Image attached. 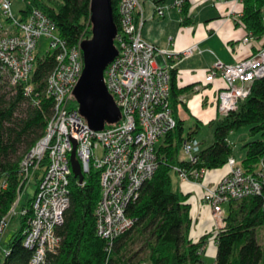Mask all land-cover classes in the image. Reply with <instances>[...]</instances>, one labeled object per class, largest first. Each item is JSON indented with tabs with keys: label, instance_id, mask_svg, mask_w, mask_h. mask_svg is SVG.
I'll return each mask as SVG.
<instances>
[{
	"label": "built area",
	"instance_id": "1",
	"mask_svg": "<svg viewBox=\"0 0 264 264\" xmlns=\"http://www.w3.org/2000/svg\"><path fill=\"white\" fill-rule=\"evenodd\" d=\"M155 1V0H151ZM227 3L226 0H213ZM241 3V0H234ZM182 0H175L180 7ZM155 4V3H154ZM165 7L155 6L161 16ZM138 0H120L117 7L118 24L114 44L117 54L106 66L103 79L108 92L119 108L120 117L101 130L90 128L76 107H69L74 99L72 90L82 72L83 57L80 42L68 45L57 34L51 19L40 9L31 7L24 17L16 19L11 12V0H0V16L10 19L8 26L0 24V66L8 75L12 86L22 85L25 97H31L34 86L29 82L34 71L37 40L44 36L50 40L54 54V67L48 74L44 95L52 98V115L43 136L24 154L20 161V186L17 197L8 211L0 216V257L3 233L14 216L23 215L21 194L31 182L33 173L46 158L45 168L34 186L30 202L32 212L23 232L22 243L32 251L27 264H46V255L55 253L60 238L55 232L69 202L71 168L69 154L75 142V155L84 174L89 169L99 173L100 198L95 207V231L108 245L128 231L134 219L124 212L126 204L138 197L142 184L151 178L156 167L155 147L158 141L176 126L171 110L170 69L156 63L157 55H172L147 43L140 37L141 19L135 21ZM246 34L243 42L253 41ZM193 48L180 55H190ZM264 76V47L233 64L216 59L207 70L204 80L219 79L216 109L219 115L234 110L238 102L250 92L253 81ZM201 86L194 85L195 90ZM33 103L37 99L33 97ZM195 138L184 139L181 150L185 159L194 162L199 152ZM230 171L213 184L201 183L207 170L195 176L201 178L202 201L210 208L217 226L223 225L225 205L232 199L260 194L264 189V157L254 172H244L233 157L227 163ZM181 181H192L179 167H172ZM196 182V181H194ZM82 183V182H81ZM80 183V184H81Z\"/></svg>",
	"mask_w": 264,
	"mask_h": 264
},
{
	"label": "trees",
	"instance_id": "2",
	"mask_svg": "<svg viewBox=\"0 0 264 264\" xmlns=\"http://www.w3.org/2000/svg\"><path fill=\"white\" fill-rule=\"evenodd\" d=\"M20 1L24 3L19 10L22 17L31 7L42 10L68 45L76 44L81 35H90V0ZM119 1L111 0L116 25ZM240 5L237 23L264 47V0H241ZM187 8L188 0H182L183 20ZM53 67L52 51L42 57L35 56L34 71L29 80L34 93L25 97L22 85L12 86L0 66V216L8 211L19 192L22 157L43 136L52 115V98L44 95L43 90ZM183 91L176 87L175 70L170 69L169 102L174 117L175 97ZM33 97L37 99L35 104ZM76 106L73 99L69 107ZM241 125H247L249 135L254 138L243 143L245 153L238 165L244 172H254L264 157V76L253 81L249 94L233 111L216 119L213 142L199 149L193 163L178 158L184 139L180 133V121L176 120L175 128L156 144L157 167L153 175L142 184L138 197L124 208L125 214L134 219L132 228L116 237L110 246L95 231V207L100 198L98 171L89 169L85 172L81 184L70 174L69 202L55 228L60 244L55 253L46 255V264H203L204 245L209 234L196 241L189 237L188 195L176 186L173 188L170 171L177 166L188 174L190 180L199 182L201 178L195 174L201 169L221 168L229 158H234L227 136ZM45 164L44 157L33 173L34 186ZM31 198L21 203L26 212L18 217V229L3 243L6 253L0 257V264H27L29 261L32 251L23 245L22 240L32 214ZM222 223L214 237L213 264H264V240L260 241L258 233L264 227V189L260 194L227 202ZM138 237L142 239L141 247L132 250L130 244Z\"/></svg>",
	"mask_w": 264,
	"mask_h": 264
},
{
	"label": "crops",
	"instance_id": "3",
	"mask_svg": "<svg viewBox=\"0 0 264 264\" xmlns=\"http://www.w3.org/2000/svg\"><path fill=\"white\" fill-rule=\"evenodd\" d=\"M138 1L139 9L134 16L135 21L141 19L140 37L161 50L172 52V55H179L177 57L157 55L156 63L175 70L176 87L184 89L175 97V118L180 121L181 137L183 139L195 138L199 124L212 123L220 116L216 109V93L221 81L219 79L205 81L204 76L207 70L216 59L225 64H233L254 54L261 48L260 41L256 39L248 42L242 41L246 32L236 21L240 15L241 5L234 0H226L227 3L206 0L209 7H216L217 12L210 11L205 6L199 10L195 9L200 3L197 4L196 0H188L187 14L184 20L180 7L172 5L176 7L174 10L170 8L171 6H167L164 9V14L159 16L154 12L153 7ZM160 1L164 0L151 1V4ZM197 13L206 15L205 21L195 22L196 25L192 26L194 15ZM189 47H195L193 52L184 59H180L184 56L180 53ZM194 85H199L201 88L195 90ZM189 118H193L194 121L192 122ZM191 122L192 124H189ZM185 123L189 125V130L183 136ZM161 140L162 138L158 142ZM229 171L230 167L227 164L218 169L207 170L201 183L213 184ZM174 185L182 193L188 195L187 202L191 218L189 237L196 241L202 235L209 234L204 245L203 262L213 264L214 237L219 226L212 218L209 206L201 199L200 184L194 181H181L176 174Z\"/></svg>",
	"mask_w": 264,
	"mask_h": 264
},
{
	"label": "water",
	"instance_id": "4",
	"mask_svg": "<svg viewBox=\"0 0 264 264\" xmlns=\"http://www.w3.org/2000/svg\"><path fill=\"white\" fill-rule=\"evenodd\" d=\"M90 36L80 42L83 57L82 72L72 90L77 110L90 128L101 130L105 124L116 122L120 112L103 79L106 66L117 54L114 44L116 24L111 0L89 1ZM75 142L69 154L72 175L78 183L83 180L81 165L75 155Z\"/></svg>",
	"mask_w": 264,
	"mask_h": 264
},
{
	"label": "rangeland",
	"instance_id": "5",
	"mask_svg": "<svg viewBox=\"0 0 264 264\" xmlns=\"http://www.w3.org/2000/svg\"><path fill=\"white\" fill-rule=\"evenodd\" d=\"M142 1V2H141ZM230 1V0H227ZM141 3H145L146 5H149L151 7H155V6H160V7H165V6H171V9H176L175 6H172L175 2V0H164V1H160V2H156V4H151L150 0H140ZM197 4L200 3L195 9H200L201 7H207L210 11H215L217 12L216 7L211 6L209 7V5L206 3V0H196ZM24 7V3L20 0H11V12L12 15L16 18L19 19L21 17V12L19 11L21 8ZM205 17L206 15H204L203 13L198 15V13L196 15H194V23L192 24V26H195L196 23L195 22H204L205 21ZM11 23L10 19H5L3 17L0 16V24H2L3 26H8ZM191 26V25H189ZM0 35H1V31H0ZM49 42L50 40L44 36L40 37L37 42H36V46L34 48L33 53L35 54V56L37 57H42L44 56L48 51H53L51 49V47L49 46ZM167 52V51H166ZM172 53V52H171ZM183 58L180 59H184V57L186 56H182ZM179 59V60H180ZM25 106V105H24ZM222 117V115L218 116L217 118ZM189 120H191L192 122L194 121L193 118H189ZM189 123V124H192ZM215 122L212 123H202L199 124V129L196 131L195 133V138L196 140L199 142V146L201 148L207 147L209 146L214 139V135H213V130H214V126H215ZM188 127L189 125L185 123L184 125V129H183V136H185L188 133ZM228 141L230 142V144L233 147V153H234V158L238 164V162L243 158L244 153H245V149L243 148V143L253 139L254 136L253 135H249V128L247 125H241L235 129H233L232 131L229 132L228 136ZM185 157L181 148L178 152V158H182ZM239 166V165H238ZM170 176H171V180H172V184H173V188H175V181H176V174L175 172H173V170L171 169L170 171ZM34 192V180H31V182L27 185L26 189L22 192L21 194V201L22 203L25 202L28 198H31ZM213 219H217L212 217ZM219 224V223H218ZM19 227V219L18 216H14L8 223V225L6 226V229L3 233V238L2 241L3 243L8 241L9 237L18 229ZM219 228V227H218ZM217 228V229H218ZM259 239L262 242L264 240V227L261 228L259 231ZM132 244H130V248L132 250L138 249L141 247L142 244V239L136 238L134 239L132 242ZM203 264H209L208 262Z\"/></svg>",
	"mask_w": 264,
	"mask_h": 264
},
{
	"label": "bare ground",
	"instance_id": "6",
	"mask_svg": "<svg viewBox=\"0 0 264 264\" xmlns=\"http://www.w3.org/2000/svg\"><path fill=\"white\" fill-rule=\"evenodd\" d=\"M117 24H118V23H117ZM104 70H105V69H104ZM114 102H115V101H114ZM116 106H117V105H116ZM118 109H119V108H118ZM230 111H231V110H230ZM230 111H229V112H230ZM232 111H233V110H232ZM114 123H115V122H114ZM249 196H253V195H249ZM245 197H248V196H245ZM245 197H244V198H245ZM131 228H132V227H131Z\"/></svg>",
	"mask_w": 264,
	"mask_h": 264
}]
</instances>
